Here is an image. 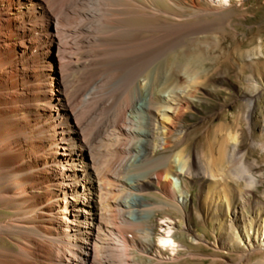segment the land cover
<instances>
[{
  "label": "bare ground",
  "instance_id": "1",
  "mask_svg": "<svg viewBox=\"0 0 264 264\" xmlns=\"http://www.w3.org/2000/svg\"><path fill=\"white\" fill-rule=\"evenodd\" d=\"M188 7L200 21L155 0H0V208L12 213L0 241L16 238L0 264H142L151 216L183 213L172 178L192 157L161 151L186 138L204 70L184 41L214 11ZM161 15L172 19L151 25ZM151 173L157 206L142 201ZM162 244L176 248L170 232Z\"/></svg>",
  "mask_w": 264,
  "mask_h": 264
},
{
  "label": "rangeland",
  "instance_id": "2",
  "mask_svg": "<svg viewBox=\"0 0 264 264\" xmlns=\"http://www.w3.org/2000/svg\"><path fill=\"white\" fill-rule=\"evenodd\" d=\"M175 1L180 7L169 10ZM194 1L214 10L201 19L211 28L187 38L183 46L190 54H203V84L178 125L186 130L184 142L161 151L177 155L187 147L192 157L190 174L172 178L185 194L183 213L171 207L157 210L148 225L151 249L137 257L142 264H264V0ZM155 3L186 15L188 24L200 21L188 7L191 0ZM181 3H187V11L180 10ZM171 19L161 15L150 23ZM144 98L148 103L149 96ZM176 139L174 134L171 140ZM200 154L204 165L195 159ZM153 177L142 201L157 206L164 197ZM11 214L0 208V221ZM168 232L176 246L172 250L162 244ZM15 239L6 238L0 246L15 247Z\"/></svg>",
  "mask_w": 264,
  "mask_h": 264
}]
</instances>
